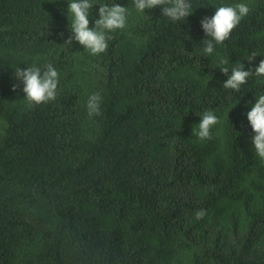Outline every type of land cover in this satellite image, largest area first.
<instances>
[{
  "label": "trees",
  "instance_id": "trees-1",
  "mask_svg": "<svg viewBox=\"0 0 264 264\" xmlns=\"http://www.w3.org/2000/svg\"><path fill=\"white\" fill-rule=\"evenodd\" d=\"M99 2L131 15L93 57L63 47L68 0H0V264H264V161L246 115L264 78L234 92L218 68L264 59V0H191L178 23L159 7ZM237 3L249 15L202 55L201 20ZM33 63H52L59 85L29 110L14 73ZM97 91L101 115L89 120ZM205 111L219 123L199 141Z\"/></svg>",
  "mask_w": 264,
  "mask_h": 264
},
{
  "label": "clouds",
  "instance_id": "clouds-1",
  "mask_svg": "<svg viewBox=\"0 0 264 264\" xmlns=\"http://www.w3.org/2000/svg\"><path fill=\"white\" fill-rule=\"evenodd\" d=\"M99 5L98 19L94 27H89V14L93 5ZM161 8L162 16L173 23L186 21L192 14L191 0H132V8L142 15L146 9ZM250 8L247 3H237L234 6H219L211 17H204L200 24L207 37L201 43V54L210 56L214 53L217 45H223L231 36V33L240 25L241 21L249 15ZM131 15L129 7H123L115 3H104L99 0H68L67 18L71 35L64 43L67 49L75 41L84 48V52L96 57L105 53L109 47V41L114 39V34L124 30L128 25V17ZM256 52L248 56L247 61L251 64L257 57ZM227 64V61H221ZM220 71L228 75L223 83L224 89L240 92L241 87L248 83L249 78H264V59L258 66L244 70L242 63H237L231 71L228 67H218ZM14 77L22 82L24 93V105L31 110L36 106L48 104L57 98L59 85V72L52 63H45L42 67L33 63L21 69L16 68ZM17 86L13 85L15 92ZM101 92H93L88 96L86 111L89 120L101 115ZM247 120L254 133L252 144L254 154L264 161V94L259 95L251 110L247 112ZM219 123L218 117L213 111H205L200 116V122L193 128V137L199 141L211 139V129ZM206 212L200 209L195 212L196 220L205 217Z\"/></svg>",
  "mask_w": 264,
  "mask_h": 264
},
{
  "label": "rangeland",
  "instance_id": "rangeland-1",
  "mask_svg": "<svg viewBox=\"0 0 264 264\" xmlns=\"http://www.w3.org/2000/svg\"><path fill=\"white\" fill-rule=\"evenodd\" d=\"M4 127H5V122L0 118V133L3 132Z\"/></svg>",
  "mask_w": 264,
  "mask_h": 264
}]
</instances>
